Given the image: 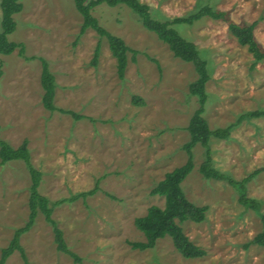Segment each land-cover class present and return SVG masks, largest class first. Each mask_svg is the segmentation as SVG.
Wrapping results in <instances>:
<instances>
[{
	"label": "rangeland",
	"instance_id": "374dc122",
	"mask_svg": "<svg viewBox=\"0 0 264 264\" xmlns=\"http://www.w3.org/2000/svg\"><path fill=\"white\" fill-rule=\"evenodd\" d=\"M141 1L158 20L188 16L209 3L237 23L257 22L255 36L264 48V0ZM22 3L9 38L24 44L25 57L19 49L0 54L1 137L14 147L29 141L32 163L43 173L40 192L55 203L53 217L82 259L76 262L57 249L53 229L39 213L21 237L28 264H264V247L248 245L263 229L260 217L239 203L228 183L202 177L200 145L194 148L196 166L183 189L192 202L208 206L207 217L183 228L206 255L187 259L170 237L159 239L152 249L130 246V241L145 240L135 218L152 205L164 206V198L152 195V188L187 159L186 127L199 107L189 92L198 76L195 67L175 57L127 6L101 5L93 11L100 24L138 51L135 61L128 53L120 79L106 38L88 29L77 40L83 19L74 0ZM1 18L0 8V30ZM174 27L208 60L211 78L203 117L211 129L264 110V61H255L226 21L204 17ZM99 40L101 51L93 65ZM41 58L56 78V105L89 118L75 120L45 109ZM211 146L216 167L245 177L264 166V118L244 120L229 139L212 138ZM30 185L23 161L0 163V258L14 231L28 219ZM248 193L262 201L264 211V172L249 183ZM5 264L27 263L15 251Z\"/></svg>",
	"mask_w": 264,
	"mask_h": 264
},
{
	"label": "trees",
	"instance_id": "16d2710c",
	"mask_svg": "<svg viewBox=\"0 0 264 264\" xmlns=\"http://www.w3.org/2000/svg\"><path fill=\"white\" fill-rule=\"evenodd\" d=\"M76 10L82 16V25L77 40L88 30L93 29L100 38H106L110 51L116 59L117 74L120 79L125 77V72L129 62L128 53L132 52V60H136L137 50L131 49L125 40L103 27L93 11L96 7L107 5L115 7L125 5L137 15L138 20L149 31L154 32L158 38L168 45L175 57L192 63L195 67L197 78L190 83L189 92L197 97L199 107L192 115L186 129L190 139L183 145L187 159L184 164L167 172L151 190L152 195H159L164 198V206L152 205L147 213L135 218V226L143 233L145 240L130 241L129 244L134 249L146 250L155 247L159 239L170 237L177 251L187 259L201 258L206 255V250L195 244L185 233L183 224L192 221L201 223L206 220L208 206L197 205L192 202L183 189V182L192 173L195 164L194 148L200 145L203 148V161L199 166V172L203 178L217 180L228 183L238 194V201L246 209L253 210L261 219L263 229L257 233L248 245H258L264 247V211L261 200L249 196V183L260 173L264 172V166L250 172L245 177L238 179L229 172L222 171L215 166L213 158L214 151L211 146L212 138L229 139L231 131L235 125L251 118H264V110H255L239 116L237 121L225 128L211 129L203 117L205 104L208 98L207 83L211 78L208 60L203 57L197 45L182 36L175 24H193L194 22L210 17L214 20H224L228 24L231 33L238 42L247 46L256 62L264 61V48L260 45L255 36V26L257 22L251 24L237 23L233 21L228 12L218 9L215 6L204 3L188 16L176 17L172 20H158L152 16L151 7L141 0H74ZM2 12L0 30V54L8 55L19 49V54L25 57V46L10 40L9 36L16 30L17 22L15 15L23 9L22 0H0ZM76 40V41H77ZM101 51L100 40L94 51L93 65H96ZM29 59V58H28ZM41 86L43 89L42 104L50 112L58 111L69 114L75 120L89 118L70 109L58 107L55 103L56 78L50 69L46 59L41 58ZM1 74V69H0ZM136 103H143L138 97L134 98ZM13 160H21L25 163L31 178L30 194L28 200L29 215L26 223L14 231L9 244L2 248L0 264H5L7 259L18 251L24 262L28 258L21 237L29 232L36 223L39 213H42L54 232V240L60 252L70 255L74 261L81 262V257L72 251L64 237L63 230L53 217L55 203L40 192L43 173L32 163L29 141L24 139L22 143L14 147L7 140L1 137L0 126V163L5 164ZM97 189V188H96ZM94 192V191H93Z\"/></svg>",
	"mask_w": 264,
	"mask_h": 264
}]
</instances>
